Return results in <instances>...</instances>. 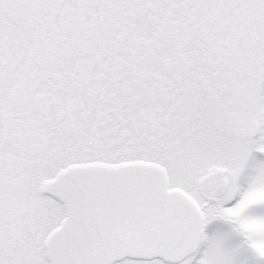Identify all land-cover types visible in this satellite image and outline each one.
Masks as SVG:
<instances>
[{
    "label": "snow or ice",
    "instance_id": "snow-or-ice-1",
    "mask_svg": "<svg viewBox=\"0 0 264 264\" xmlns=\"http://www.w3.org/2000/svg\"><path fill=\"white\" fill-rule=\"evenodd\" d=\"M257 191L264 0H0V264H264Z\"/></svg>",
    "mask_w": 264,
    "mask_h": 264
},
{
    "label": "rangeland",
    "instance_id": "rangeland-1",
    "mask_svg": "<svg viewBox=\"0 0 264 264\" xmlns=\"http://www.w3.org/2000/svg\"><path fill=\"white\" fill-rule=\"evenodd\" d=\"M256 155H261V154H256ZM260 199H264V191L253 192L249 196V200H260Z\"/></svg>",
    "mask_w": 264,
    "mask_h": 264
}]
</instances>
